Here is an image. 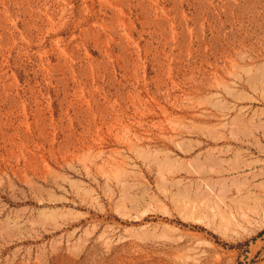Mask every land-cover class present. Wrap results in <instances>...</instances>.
Wrapping results in <instances>:
<instances>
[{"label":"rangeland","instance_id":"374dc122","mask_svg":"<svg viewBox=\"0 0 264 264\" xmlns=\"http://www.w3.org/2000/svg\"><path fill=\"white\" fill-rule=\"evenodd\" d=\"M0 264H264V0H0Z\"/></svg>","mask_w":264,"mask_h":264}]
</instances>
